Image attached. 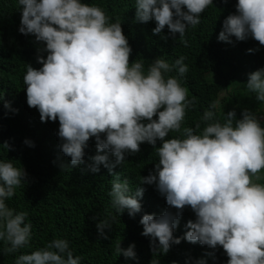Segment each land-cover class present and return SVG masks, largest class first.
Wrapping results in <instances>:
<instances>
[{
    "label": "clouds",
    "instance_id": "9594fccd",
    "mask_svg": "<svg viewBox=\"0 0 264 264\" xmlns=\"http://www.w3.org/2000/svg\"><path fill=\"white\" fill-rule=\"evenodd\" d=\"M18 3L22 12L19 31L33 34L45 45L38 53H47L46 58L37 56L42 67L27 64L23 77L27 104L38 109L42 122L59 120L60 149L71 158V167L84 162L88 141L95 137L97 152L88 168L94 173L100 164L108 168L113 175L112 207L119 214L127 209L134 217L141 211L145 189L137 187L133 192L129 181L113 169L123 164L125 153H138L147 142L159 160L141 183L155 184L169 206L160 215L145 213L139 221L142 235L151 237L153 253L166 254L173 243L181 242L173 232L183 209L190 206L196 219L187 222L184 239L212 249L222 246L229 257L227 264H264V184L256 182L264 170V127L257 116L244 109L237 119L233 109L223 123L216 120L202 130L200 123L182 128L186 110L194 103L179 79L188 72L184 56L173 65L157 58L145 74L143 60L130 63L132 48L121 22H109L100 6L81 0ZM212 4L213 0H136L135 18L155 20L154 34L167 26L173 39L179 33L187 47V27L198 25ZM235 7L236 12L223 20L217 39L231 43L232 37L245 41L251 36L264 45V0H238ZM173 68L178 76L165 78ZM246 87L257 101L264 102V67L248 74ZM4 106L10 103L5 101ZM214 108L213 104L203 113V121H213ZM170 132L179 135L166 138ZM158 140L161 144L156 147ZM25 143L34 147L29 140ZM0 148L7 150L10 145L4 142ZM109 153L114 161L109 160ZM26 176L11 160H0V241L7 245L6 254L30 243L27 213H17L6 204L15 189L26 183ZM97 228L107 239L104 229L111 228L109 220H101ZM134 247L130 244L124 249L117 241L116 251L135 258ZM15 264H80V257L74 256L68 240L57 238L20 254Z\"/></svg>",
    "mask_w": 264,
    "mask_h": 264
},
{
    "label": "trees",
    "instance_id": "16d2710c",
    "mask_svg": "<svg viewBox=\"0 0 264 264\" xmlns=\"http://www.w3.org/2000/svg\"><path fill=\"white\" fill-rule=\"evenodd\" d=\"M81 2L100 6L110 17L109 22H121L132 48L130 63L143 60L145 74L148 65L157 58L173 65L180 56L185 57L188 72L179 79L194 103L186 110L182 128H194L200 123L202 130L207 123L216 120L223 123L226 113L233 109L237 119L242 118V110L252 111L264 127V102L257 101L255 93L246 87L248 74L264 67V45L251 36L245 41L232 37L231 43L217 39L223 20L236 12L238 0H213L201 14L200 23L187 27L184 37L187 47L181 43L179 33L173 39L167 26L162 33L154 34L155 20L137 21L136 0ZM21 15L18 0H0V94H4L0 100V144L7 142L10 145L7 150L0 148V160H11L14 166L27 173L26 183L15 189L14 196L7 199L6 204L17 213H27L25 222L31 224V239L29 246L8 254L3 252L7 245L0 241V264H15L20 254L38 250L57 238L69 241L74 256L80 257V264H151L153 260L159 264H197L200 259L205 264H227L229 257L222 246L212 249L183 238L188 231L187 222L196 219L190 206L183 209L173 232L181 242L173 243L166 254L153 253L151 237L142 235L143 225L139 221L143 214L160 215L169 210V206L155 184L141 183V178L150 170L154 171L159 160L152 145L145 142L138 153H125L123 164L113 169L120 173L121 179L129 181L133 192L137 187L145 189L140 198L141 211L134 217L127 209L119 214L112 207L109 192L113 175L108 168L100 164L95 173L88 168L93 163L90 157L97 152L95 137L88 141L84 162L71 167V158L60 149L59 120L42 122L38 109L27 104L23 82L27 64L42 67L37 56L46 58L47 53H38V48L45 45L36 41L33 34L25 35L19 31ZM248 49L256 50L249 52ZM169 75L178 76V73L173 68L165 78ZM222 91L225 94L219 96ZM5 101L10 107L4 106ZM213 104L216 114L213 121H203V113ZM178 135L170 132L166 138ZM25 140L33 142L34 147ZM160 144L158 140L156 147ZM109 160H115L111 153ZM259 175L261 179L256 182L264 184V170ZM170 210L177 211L175 208ZM104 219L111 223V228L104 229L107 239L100 236L97 228ZM117 241L124 249L134 244L135 258L117 253Z\"/></svg>",
    "mask_w": 264,
    "mask_h": 264
},
{
    "label": "rangeland",
    "instance_id": "374dc122",
    "mask_svg": "<svg viewBox=\"0 0 264 264\" xmlns=\"http://www.w3.org/2000/svg\"><path fill=\"white\" fill-rule=\"evenodd\" d=\"M224 94H225V92L222 91V92L219 93V96H222Z\"/></svg>",
    "mask_w": 264,
    "mask_h": 264
}]
</instances>
